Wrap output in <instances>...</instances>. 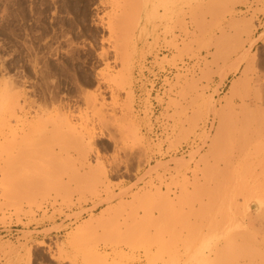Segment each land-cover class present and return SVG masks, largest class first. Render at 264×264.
Returning <instances> with one entry per match:
<instances>
[{"label":"rangeland","instance_id":"1","mask_svg":"<svg viewBox=\"0 0 264 264\" xmlns=\"http://www.w3.org/2000/svg\"><path fill=\"white\" fill-rule=\"evenodd\" d=\"M263 116L264 0H0V264H264Z\"/></svg>","mask_w":264,"mask_h":264},{"label":"bare ground","instance_id":"2","mask_svg":"<svg viewBox=\"0 0 264 264\" xmlns=\"http://www.w3.org/2000/svg\"><path fill=\"white\" fill-rule=\"evenodd\" d=\"M132 1V0H131ZM135 1V0H134ZM138 2V1H137ZM136 2V3H137ZM109 4V3H108ZM141 4V3H140ZM133 7H134V5H133ZM136 7H138V6H136ZM137 9V8H136ZM125 13V12H124ZM136 13V12H135ZM136 15V14H135ZM125 16V15H124ZM122 19V18H121ZM117 21V20H116ZM122 22H123V20H122ZM131 22V21H130ZM132 24V23H131ZM124 25V24H123ZM129 25V24H128ZM136 27V26H135ZM126 28V27H125ZM244 61V60H243ZM242 63V62H241ZM239 65V64H238ZM248 65V64H247ZM238 69V68H237ZM241 69V68H240ZM242 82H243V80H242ZM242 84V83H241ZM243 85H244V83H243ZM263 87V86H262ZM260 88V87H259ZM263 89V88H262ZM254 90V89H253ZM259 90V89H258ZM245 92V91H244ZM255 93H256V91H255ZM246 94V93H245ZM257 95H260V94H258V92L256 93ZM244 95V94H243ZM242 95V96H243ZM233 96V95H232ZM239 97H240V95H239ZM245 97V96H244ZM257 98H260V96H258ZM262 99V98H261ZM258 101H260L259 99H258ZM262 104V103H261ZM236 106V105H235ZM244 107H246V106H244ZM251 112H252V110H251ZM249 113V112H248ZM252 116V115H251ZM250 117V116H249ZM264 117V116H263ZM262 118V117H261ZM213 123V122H212Z\"/></svg>","mask_w":264,"mask_h":264}]
</instances>
